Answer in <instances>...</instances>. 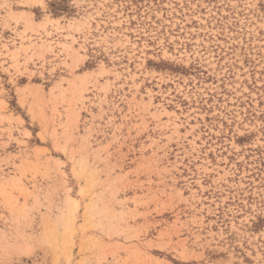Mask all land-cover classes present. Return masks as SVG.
<instances>
[{
  "label": "rangeland",
  "instance_id": "obj_1",
  "mask_svg": "<svg viewBox=\"0 0 264 264\" xmlns=\"http://www.w3.org/2000/svg\"><path fill=\"white\" fill-rule=\"evenodd\" d=\"M0 264H264V0H0Z\"/></svg>",
  "mask_w": 264,
  "mask_h": 264
},
{
  "label": "trees",
  "instance_id": "obj_2",
  "mask_svg": "<svg viewBox=\"0 0 264 264\" xmlns=\"http://www.w3.org/2000/svg\"><path fill=\"white\" fill-rule=\"evenodd\" d=\"M55 9H56V11H57V10H61L60 8H58V6H57V8H55Z\"/></svg>",
  "mask_w": 264,
  "mask_h": 264
}]
</instances>
